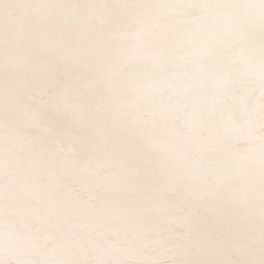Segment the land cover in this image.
I'll use <instances>...</instances> for the list:
<instances>
[{"label":"snow or ice","instance_id":"snow-or-ice-1","mask_svg":"<svg viewBox=\"0 0 264 264\" xmlns=\"http://www.w3.org/2000/svg\"><path fill=\"white\" fill-rule=\"evenodd\" d=\"M0 264H264V0H0Z\"/></svg>","mask_w":264,"mask_h":264}]
</instances>
